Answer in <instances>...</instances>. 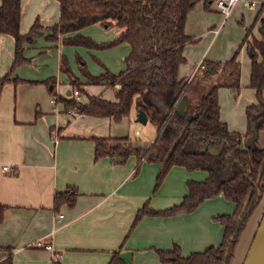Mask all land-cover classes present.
Returning <instances> with one entry per match:
<instances>
[{
	"label": "crops",
	"instance_id": "obj_1",
	"mask_svg": "<svg viewBox=\"0 0 264 264\" xmlns=\"http://www.w3.org/2000/svg\"><path fill=\"white\" fill-rule=\"evenodd\" d=\"M215 1L201 2L187 15L184 32L192 43L183 49L178 78L189 80L202 63L207 70L211 67L208 71L215 79L226 82L230 68L223 64L237 53L239 88L221 87L217 98L220 121L229 131L245 136L250 127L246 109L256 99L249 88L251 53L241 43L250 28L247 41L259 39L253 25L264 0H240L223 25ZM58 18L56 0H21L20 34L28 33L36 20L41 34L23 45L25 63L14 69V40L0 34V80L5 78L0 84V262L11 256V264H109L116 255L123 264H160L157 251L177 246L188 256L219 246L224 227L216 218L234 211L233 203L222 195L204 201L190 214L144 217L132 229L136 212L144 205L162 211L180 204L187 194L186 183L203 182L207 173L173 167L155 190L160 165L143 162L136 170L134 157L121 164L116 158H94L92 137L128 138L132 146L147 149L155 129L152 126L154 135L144 142L132 140L129 126L79 116L67 108L70 100L87 104L92 97L115 102L108 80L93 84L89 77L123 72L130 47L72 46L65 40L80 35L105 44L116 40L122 29L91 25L53 38L49 29ZM215 29H219L216 35ZM132 113L135 118L134 109ZM257 146L264 147V130L258 133ZM69 188L77 192L74 205L55 212L54 195ZM263 214L264 192L249 219V236ZM38 240L51 245L52 251L36 247ZM247 241L246 237L245 245ZM244 246L235 251L230 264L243 263Z\"/></svg>",
	"mask_w": 264,
	"mask_h": 264
},
{
	"label": "trees",
	"instance_id": "obj_2",
	"mask_svg": "<svg viewBox=\"0 0 264 264\" xmlns=\"http://www.w3.org/2000/svg\"><path fill=\"white\" fill-rule=\"evenodd\" d=\"M214 1L56 0L59 18L49 29L54 38L57 35L76 33L91 25L115 26L122 29V32L109 43L97 44L80 35L65 41L72 46L96 50L120 44L130 47L123 72L118 75L106 72L99 77H89L93 84L108 80V86L115 93V102L92 97L87 104L70 100L66 106L74 109L79 116L108 118L112 122L129 117L133 109L136 112L141 110L146 114L148 123L154 127L155 138L149 148L143 149L129 144L128 138L92 137L96 160L116 158V163L121 164L134 157L138 165L136 170L143 162L160 165L155 190L173 167L207 173L203 182L186 183L187 194L180 204L162 211H154L144 205L136 212L132 229L144 217L190 214L204 201L219 195L234 205L231 215L216 218L224 227L219 246L188 256H183L177 246L170 251H157L160 264H230L264 192V147L247 149L242 142L252 135L250 127L246 135L241 136L229 131L219 117V88H239L237 53L223 64L224 68H230L226 82L220 78L215 79L206 68L196 71L189 80L178 78L179 66L184 63L183 49L192 43L184 32L187 15L197 4L204 2L208 5ZM20 17L21 0H0V34L9 35L14 40L12 69L25 63L23 45L41 34V26L36 20L28 33L21 35ZM255 25L259 39L248 42L252 28L247 29L241 47L246 45L251 53L249 88L255 91L256 99V104L246 109V116L248 120L254 118L256 129L260 132L264 130V2ZM4 81L5 78L1 79L0 84ZM74 86L80 88L77 83ZM183 98L188 100V104L185 115L180 116L175 109ZM188 115L194 118L188 121ZM109 141L119 144L109 145ZM200 150L199 154L192 153ZM76 197L77 192L72 188L56 193L53 197V210L57 212L63 205L72 207ZM1 212L2 208L0 221ZM10 257L0 264H11ZM109 264L123 263L114 255Z\"/></svg>",
	"mask_w": 264,
	"mask_h": 264
},
{
	"label": "water",
	"instance_id": "obj_3",
	"mask_svg": "<svg viewBox=\"0 0 264 264\" xmlns=\"http://www.w3.org/2000/svg\"><path fill=\"white\" fill-rule=\"evenodd\" d=\"M210 68L208 69L209 71H210ZM187 104H188V100L186 98H183L178 102L176 109H175V111L177 112L178 115H180V116L185 115V107ZM186 118L188 121H190L194 117H193V115H188ZM147 121H148V119H147L146 114L143 111L138 110L136 112V116H135V123L145 125L147 123ZM249 121H250V130H251L252 135L246 140L245 147L249 150H257L258 148H260L257 146V138H258L259 132L256 129L254 118L251 117ZM200 152H201V150L200 151H193L192 153L199 154ZM209 153L212 155H215V153L213 151H209ZM248 232H249V226L247 225L246 229L244 230V232H243V234L239 240V244H238L236 250L239 249V247L241 245H243V246L245 245V239H246V237H248V236H246V235H248L247 234ZM242 264H264V215H263L260 223L257 226V231L253 235V240L251 242L249 249L247 250V253L244 257V261Z\"/></svg>",
	"mask_w": 264,
	"mask_h": 264
},
{
	"label": "built area",
	"instance_id": "obj_4",
	"mask_svg": "<svg viewBox=\"0 0 264 264\" xmlns=\"http://www.w3.org/2000/svg\"><path fill=\"white\" fill-rule=\"evenodd\" d=\"M240 0H216L215 1V5H216V8H217V11L218 13L222 16V24H224V22L231 16V13H232V10L234 9L235 5L239 2ZM219 32V29H215L213 31V33L216 35L217 33ZM205 69V65L202 64V63H199L198 66L196 67L194 73L196 71H201V70H204ZM193 73V74H194ZM193 76V75H192ZM191 76V77H192ZM73 96L75 97V99L78 100V97H79V93L78 91H74L73 92ZM51 103L54 105L56 103L55 99H52L51 100ZM136 135H138L139 133L136 132L135 133ZM3 171H9L8 167H4L3 168ZM59 218H62V216H59ZM35 246L36 247H39V248H43L45 250H48V251H52V247L51 245H45L42 240H38L36 243H35ZM55 258L59 259L60 256L59 255H54Z\"/></svg>",
	"mask_w": 264,
	"mask_h": 264
},
{
	"label": "rangeland",
	"instance_id": "obj_5",
	"mask_svg": "<svg viewBox=\"0 0 264 264\" xmlns=\"http://www.w3.org/2000/svg\"><path fill=\"white\" fill-rule=\"evenodd\" d=\"M220 17H222V16L220 15ZM221 20H222V18H221ZM221 25H223V24L221 23ZM58 36L59 35H57L56 37H58ZM240 87H241V82H240ZM224 90H227V89H224ZM132 112H133V110H132ZM132 112H131L130 116L127 117L125 120H121V121H119L117 123L124 124L126 127H128V126L130 127L127 130V134L129 135L130 139L144 142L149 137H152L154 135L153 127L150 124L142 125V124H139V123H135V118L133 117V113ZM227 112H229V111L227 110ZM135 131H138V133H141V136L136 137L135 133H134ZM260 221H259V223H260ZM255 227H256V225L253 228V231H254L253 234H255V232L257 231V227L256 228ZM247 240L248 241H247L246 245L244 246V251H246V253H247V250L249 249V247L251 245L253 237L251 235L250 236L248 235Z\"/></svg>",
	"mask_w": 264,
	"mask_h": 264
}]
</instances>
